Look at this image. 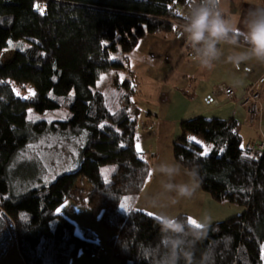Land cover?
Listing matches in <instances>:
<instances>
[{"label":"trees","instance_id":"16d2710c","mask_svg":"<svg viewBox=\"0 0 264 264\" xmlns=\"http://www.w3.org/2000/svg\"><path fill=\"white\" fill-rule=\"evenodd\" d=\"M191 3L0 0V52L13 50L0 60L2 251L14 237L25 264H68L79 252L97 253L95 233H77L57 212L68 201V211L75 204L86 207L111 231L105 243L119 264H171L169 256L176 264L205 258L207 264H264V149L242 143L233 117L182 119L172 157L214 201L238 206L239 213L199 227L180 213L174 219L184 227L177 234L135 206L152 175L153 154L136 147L140 89L130 56L145 34L181 37ZM237 41L245 43L242 36ZM182 45L195 53L185 38ZM111 70L116 75L108 89H94ZM60 108L70 112L68 118L29 117V110ZM45 133L70 141L78 165L47 183L31 173L14 174L18 155Z\"/></svg>","mask_w":264,"mask_h":264},{"label":"crops","instance_id":"0c3cea01","mask_svg":"<svg viewBox=\"0 0 264 264\" xmlns=\"http://www.w3.org/2000/svg\"><path fill=\"white\" fill-rule=\"evenodd\" d=\"M198 3L199 0L196 5ZM191 5L189 10L194 7L193 0ZM261 6H264V0H222L219 10L233 26H238L242 32H246L250 11ZM184 35L185 32L181 37L163 38L155 34H145L137 44L140 48L139 55L146 63L142 68L145 73L140 77L151 80L153 87H149L150 93L147 96L144 92L146 84L141 83L137 70L132 68L139 80L140 89L135 99V105L141 109L136 147L139 152L152 153L153 159L152 175L145 182L135 206L153 215L155 213L153 209L157 208L158 203L160 207V203H164L163 200L169 203L180 199L189 206L187 212L184 210V214L189 215L190 222L194 221L193 224L201 226L237 214L241 209L233 204L218 203L201 190L190 174L173 160L172 140L179 133L178 125L182 119L204 115L222 119L235 118L243 144L251 145L264 141V109L252 122L239 98L256 77L264 73V63L249 60L239 66H233L227 57L245 51L248 45L238 41L236 45L221 42L218 48L222 54L214 62V67L211 70L203 68L196 53L189 52L186 48L183 51ZM148 53L150 56L144 57ZM219 84L231 86L235 96L232 100L220 97V102L213 106L209 102V94ZM168 167H175L177 169L175 174L169 176L162 171ZM179 176L182 177L180 182L177 178ZM169 183L173 185L189 183L191 187H195V191L191 197H181L175 189L168 190L165 187ZM69 203L67 201L60 205L57 212L75 224L77 233L81 234L84 229H91L100 248L97 253L90 256L79 252L68 264H119L112 255L111 248L105 243L112 234L111 231L101 226L97 219L91 218L90 210L86 207L75 204L74 212L68 211ZM162 211L172 216H163L158 211L160 218H175L173 213L175 210L162 206ZM180 213H183V209ZM78 224L81 226L80 231L77 229ZM1 236L5 238V233ZM9 244L5 251L0 248V264H25L14 237Z\"/></svg>","mask_w":264,"mask_h":264},{"label":"clouds","instance_id":"9594fccd","mask_svg":"<svg viewBox=\"0 0 264 264\" xmlns=\"http://www.w3.org/2000/svg\"><path fill=\"white\" fill-rule=\"evenodd\" d=\"M221 2L222 0H199V3L187 13L184 32L197 54L201 67L211 70L214 67V62L222 54L218 44L224 42L236 45L240 36L243 37L248 48L245 51L229 55L228 62L233 66H239L242 62L249 60L264 63V6L256 7L250 11L247 31L242 32L238 26H233L224 18L219 10ZM162 171L172 176L177 169L168 167ZM165 187L168 190L175 189L181 197H191L195 191L194 188H190L189 184L173 185L169 183ZM159 223L161 229L166 233L178 234L184 227L179 221L170 217H162ZM200 238V236L197 237V239ZM176 248L178 250L179 246L177 245ZM159 259L163 260L165 257H159ZM168 259L171 264H176L175 259L170 256ZM201 264H207V259L205 258Z\"/></svg>","mask_w":264,"mask_h":264},{"label":"rangeland","instance_id":"374dc122","mask_svg":"<svg viewBox=\"0 0 264 264\" xmlns=\"http://www.w3.org/2000/svg\"><path fill=\"white\" fill-rule=\"evenodd\" d=\"M197 1L198 0H193L194 6L196 5ZM191 6L192 5L190 4L189 8ZM184 38L186 39V44H187L188 43L187 36L184 35L183 39ZM185 46L186 45L183 46V51L185 50ZM139 49L140 48L136 46L135 50L132 52L130 56L129 64L131 68L137 70L136 73L139 76L141 83L146 84V89L144 90V92L148 96V94L150 93L149 87L152 88L153 84H151V80H149L148 78L140 77L142 76L141 74L145 73L142 71V68L144 67L146 63L145 61H143V57L139 55L140 54ZM12 53H13V50H10V49L1 51L0 60L1 61L8 60L12 56ZM148 56H150V53H148V55L144 57H148ZM115 75H116V72L114 70L102 73L101 77L98 78L96 85L93 88L97 90H102V91L107 90L113 78L115 77ZM29 92H30V89L27 88V90L25 91V94ZM144 92L143 94L145 95ZM69 115H70V112L67 109H62V108L44 110L42 112L35 111V110H29V117L35 118V119L36 118H42L46 120L66 119L69 117ZM66 140L67 139L65 138L52 135L50 133L42 134L35 141L29 143L27 147L18 155V157L16 158L13 164L14 174H16L17 171H19L20 174L31 173L33 176L40 177L41 180H37L38 183L39 182L47 183L53 180L57 175L74 169L78 165V161L76 160V156H75L76 149H75V146L73 148V145H70V141H66ZM197 140L203 143L204 147H207V144L200 137H197ZM177 178L179 179V182H180L181 181L180 178L182 177L179 176ZM78 183H79L78 186L86 185L84 182L82 183L78 181ZM190 188H193V187L190 186ZM96 197L93 198V202H96L95 200ZM163 201L164 203L161 202L160 207L158 203L157 208H156L157 210L155 208L153 209L155 211V213H153L154 216L159 217L160 213H158V211H160L161 215L163 216H168V215L172 216V214L163 212L162 206H166L167 208L171 210H175V212H173L175 214V217L178 214H180L181 209H183V213H185V211L187 212V208L189 207V206H186L180 199L172 200L169 203L166 202L165 200ZM80 228L81 226L78 224L77 226L78 231L81 230Z\"/></svg>","mask_w":264,"mask_h":264},{"label":"built area","instance_id":"2783aa9c","mask_svg":"<svg viewBox=\"0 0 264 264\" xmlns=\"http://www.w3.org/2000/svg\"><path fill=\"white\" fill-rule=\"evenodd\" d=\"M187 46L191 48L190 43ZM235 91L231 86L219 84L209 94V102L216 106L220 102V97L232 100ZM240 103L247 109L250 121H254L258 113L264 109V73L256 77V79L243 91L239 96ZM253 148L264 149V141L254 143Z\"/></svg>","mask_w":264,"mask_h":264},{"label":"snow or ice","instance_id":"6c2138e0","mask_svg":"<svg viewBox=\"0 0 264 264\" xmlns=\"http://www.w3.org/2000/svg\"><path fill=\"white\" fill-rule=\"evenodd\" d=\"M139 150V149H138ZM206 154V153H205ZM121 207L124 209H127V202L121 204ZM193 223H195L194 221H192ZM197 227H199V225H197Z\"/></svg>","mask_w":264,"mask_h":264},{"label":"water","instance_id":"95a60500","mask_svg":"<svg viewBox=\"0 0 264 264\" xmlns=\"http://www.w3.org/2000/svg\"><path fill=\"white\" fill-rule=\"evenodd\" d=\"M35 8L37 9V5L35 6Z\"/></svg>","mask_w":264,"mask_h":264},{"label":"bare ground","instance_id":"6f19581e","mask_svg":"<svg viewBox=\"0 0 264 264\" xmlns=\"http://www.w3.org/2000/svg\"><path fill=\"white\" fill-rule=\"evenodd\" d=\"M189 43V42H188ZM192 47V46H191Z\"/></svg>","mask_w":264,"mask_h":264}]
</instances>
